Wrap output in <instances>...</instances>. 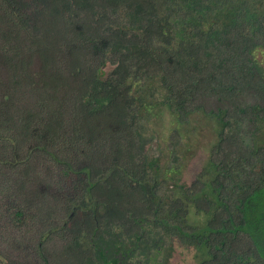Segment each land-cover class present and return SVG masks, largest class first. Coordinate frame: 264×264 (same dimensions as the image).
Segmentation results:
<instances>
[{
	"label": "trees",
	"instance_id": "trees-1",
	"mask_svg": "<svg viewBox=\"0 0 264 264\" xmlns=\"http://www.w3.org/2000/svg\"><path fill=\"white\" fill-rule=\"evenodd\" d=\"M261 52L264 0H0V264H264Z\"/></svg>",
	"mask_w": 264,
	"mask_h": 264
},
{
	"label": "rangeland",
	"instance_id": "rangeland-1",
	"mask_svg": "<svg viewBox=\"0 0 264 264\" xmlns=\"http://www.w3.org/2000/svg\"><path fill=\"white\" fill-rule=\"evenodd\" d=\"M259 60L261 62L264 61V54L262 52L259 54ZM36 64L37 62L34 63V66H36ZM3 76L5 77V74H3ZM24 93L26 96H30L29 90L24 88L18 93V96H16L15 99L13 98L16 105H18L17 103L18 99L24 100L23 98L25 96ZM255 97L256 95L254 93H252L249 96L248 101L250 104L254 103ZM28 98L29 97H27V99ZM51 108L52 107L50 105L49 108H47V111L45 110L46 112L43 113V116H45V114L47 115ZM37 124L42 125V123H40L39 121ZM37 127L39 128V126ZM164 134H166V136ZM169 134L170 133L168 131L167 124H164V127H162V135L167 137L169 136ZM207 149L208 147L206 143L205 144L203 143L197 149L198 154H196V157L193 158L192 165L188 169V173L190 176H192L194 173L196 174L197 172H199L200 169L203 168V166L205 165L208 156ZM29 165L31 166V168L35 165V170L31 175V177L33 178H31V180L29 181L30 183L27 184L26 187V191L30 194V196H33V198L31 197L32 198L31 205H32V212L34 214L32 216V219L34 221H33V225L27 228V233L30 232L31 229L33 230L32 233L35 232L37 233L36 229L33 227L38 226L37 222L40 220V217L44 218L45 216H47V214L50 213V211L52 212V210H55L54 218L58 217L59 221L63 220V216H64V212L62 211L63 203L59 202V206H58V201L61 198V196L63 197L67 192L70 191L71 185H69L68 187L63 186V184L61 186L55 185L56 182L60 180V176L56 172L57 166L54 162L45 158L43 154L34 155ZM44 185H49L50 189H48ZM11 232H12L11 230L6 231L9 237H11L10 236ZM29 241L33 242L31 238H28V242ZM10 245L9 246L6 245V247L10 248ZM25 251L30 256L32 261H35L32 257V250L28 244L26 246ZM174 254H175L174 262L171 264H189L186 261L184 251L178 249V252L174 251ZM191 255L193 256V254ZM187 260L189 261V258H187ZM197 260L196 262H198Z\"/></svg>",
	"mask_w": 264,
	"mask_h": 264
}]
</instances>
